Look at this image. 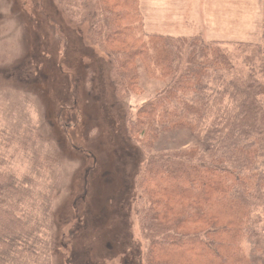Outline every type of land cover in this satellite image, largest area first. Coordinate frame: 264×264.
I'll return each mask as SVG.
<instances>
[{
	"label": "trees",
	"instance_id": "1",
	"mask_svg": "<svg viewBox=\"0 0 264 264\" xmlns=\"http://www.w3.org/2000/svg\"><path fill=\"white\" fill-rule=\"evenodd\" d=\"M50 2L85 28L129 102L126 133L144 155L132 211L141 264H264V0L257 41L149 31L140 0ZM8 131L0 125V264H51L39 154L19 176L12 164L27 156L4 154Z\"/></svg>",
	"mask_w": 264,
	"mask_h": 264
},
{
	"label": "rangeland",
	"instance_id": "2",
	"mask_svg": "<svg viewBox=\"0 0 264 264\" xmlns=\"http://www.w3.org/2000/svg\"><path fill=\"white\" fill-rule=\"evenodd\" d=\"M152 2L142 9L149 31L246 33L239 12L248 18V0ZM60 13L50 0H0V125L11 133L4 154L27 156L12 164L19 176L39 154L38 179L53 202L51 264H141L132 211L144 155L126 133L129 102L115 98L107 59L85 28ZM259 22L240 40H259Z\"/></svg>",
	"mask_w": 264,
	"mask_h": 264
},
{
	"label": "crops",
	"instance_id": "3",
	"mask_svg": "<svg viewBox=\"0 0 264 264\" xmlns=\"http://www.w3.org/2000/svg\"><path fill=\"white\" fill-rule=\"evenodd\" d=\"M248 1H249L248 3H245L246 8L249 11L248 18H245L244 13L239 12L240 15L243 17V20H240L242 23L241 30H243L244 32L246 31V33L243 37H234L237 40L243 39L245 36H248L253 31L254 26L257 23V21L261 19L262 6H261V8H259L260 0H248ZM250 1H251V3H250ZM260 5H261V2H260ZM140 6H141V9H143V10L147 7L151 8L153 6V2H152V0H140ZM255 8H256V13H255ZM259 11H260V13H259ZM150 21L153 23V19H151ZM250 23H252V25H251V28L248 30V28H246L245 25H248ZM146 28H148V27H146ZM159 29H163V28L161 27ZM175 29L178 30L177 28H175ZM228 30H229V27H228ZM178 32L183 33L184 31L182 29V30H178ZM179 35H183V34H179ZM221 36L222 35H216L214 37L209 36L208 39H221ZM227 39H233V37H228Z\"/></svg>",
	"mask_w": 264,
	"mask_h": 264
}]
</instances>
